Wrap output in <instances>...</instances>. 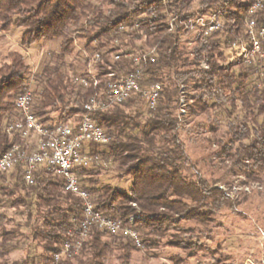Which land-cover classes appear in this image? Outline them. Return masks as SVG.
Segmentation results:
<instances>
[{"label":"clouds","instance_id":"1","mask_svg":"<svg viewBox=\"0 0 264 264\" xmlns=\"http://www.w3.org/2000/svg\"><path fill=\"white\" fill-rule=\"evenodd\" d=\"M123 2L131 10L140 0ZM193 6L205 9L204 14L179 23L168 14L173 25L168 47L150 35L148 53L141 49L137 54L133 48L127 59L109 56L108 49L119 45L123 50L125 36L131 46L137 31L151 33L152 26L141 29L137 24L125 33L124 25L110 15L97 16L98 8L84 20L72 21L74 29H50L32 37L30 44L25 37L23 57L8 55L9 46L20 43L19 33L9 29L15 34L0 55V77L12 72L18 81L8 93L12 107L5 114V131L15 139L0 135V170L12 173L0 183L35 193L50 192L48 181L58 180L69 195L38 210L22 226L23 236L14 221L0 220V255L17 248V256L28 258L29 264H126L116 249L127 240L129 247L147 253L141 244L147 233L132 220L151 211L152 200L162 192L161 212L179 217L193 209L202 217L182 237L195 242L197 264H264V123H255L257 109L264 105V0H199ZM216 9L232 19L220 21L213 15ZM213 21L215 29L207 28ZM102 25L120 39L106 36L85 47L84 41ZM198 30L209 37L214 30L227 35L230 54L209 57V47L193 54L199 44L185 46L176 39L190 38ZM69 37L75 44L65 49ZM173 42L180 47L176 55H170ZM217 59L239 67L221 70ZM69 65L74 75L65 88L61 81ZM110 66L111 73L104 75ZM236 100L242 105L239 111ZM249 122L254 138L245 127ZM209 125L219 131L210 132ZM245 137L248 143L242 142ZM89 160L91 170L77 167ZM97 172L99 178L88 184L85 176ZM173 190L183 192L184 204L173 205ZM57 204L63 207L57 209ZM28 210L25 205V215ZM175 227L182 230L187 222ZM5 228L13 230L15 239L3 235ZM34 231L58 233L59 240H33ZM169 238L167 233L161 236ZM54 242L61 254L44 250ZM180 264H188L187 258Z\"/></svg>","mask_w":264,"mask_h":264},{"label":"trees","instance_id":"2","mask_svg":"<svg viewBox=\"0 0 264 264\" xmlns=\"http://www.w3.org/2000/svg\"><path fill=\"white\" fill-rule=\"evenodd\" d=\"M199 0H169V3H165V0H140L135 8L128 10L126 4L123 0H72L70 3L69 0H0V32L5 34L9 32V29L12 27H18L22 29L20 35V44L23 46L25 37H29L28 43L32 42V37H38L40 34L46 33L48 30H56L58 27L62 29H68L70 26L73 27L72 21L84 20L86 16L89 15L90 10L99 9L97 16L104 17L110 15V19L113 22H119L124 25V32L129 33L131 29L135 28L139 24L141 29H144L146 26H152L151 33L137 31L136 35L131 39L132 49L134 46V41H145L143 45L148 46L147 41L149 36L154 40H158L161 47L169 46V34L173 28V25L169 23V15L173 14L174 21L176 23L186 21L190 18H193L198 15H203L205 9L200 7H194V4H198ZM174 8H179V12L173 13ZM78 12H81V15H77ZM213 15H216L219 20H231L232 17L225 15L221 9H216L213 12ZM139 19H136V18ZM96 17H93L95 20ZM135 20V23L133 21ZM85 23L87 21L85 20ZM180 29L177 28V31ZM118 31V30H117ZM187 29L184 30L185 34ZM230 31V30H229ZM110 36L112 39H120V37L111 32L106 25H102L100 28H97L92 32L88 39L85 42L90 45L93 40L101 39L102 37ZM182 36L177 37V40H182ZM82 38V37H81ZM204 41H207L205 43ZM229 37L227 35H221L217 30L212 32V35L209 37L207 34L202 32H197L192 37L188 39V42H191L192 45L199 44V47H193L192 53L196 54L202 52L205 47H209L210 51L208 53L209 57H224L223 48L228 47ZM68 44H65V49L75 43L71 37H69ZM126 46L128 41L123 42ZM125 46V47H126ZM187 46V44H185ZM124 47V48H125ZM121 48L119 45H115L112 48L108 49V55L112 56ZM125 51V50H124ZM133 51V50H132ZM132 51H128L133 54ZM137 54L140 52L136 49ZM180 52V47L178 43L173 42L171 44V53L170 55H176ZM21 56V54L11 53L9 56ZM127 59V58H126ZM109 65L112 64L111 60L106 61ZM8 67H11V62L7 63ZM217 66L221 70L227 68L229 71H232V63L225 65L217 59ZM111 66L104 71V75L111 73ZM63 71V70H61ZM12 72H6L0 77V100L5 101L0 103V135H3L12 141L15 137L11 136L7 131H5L6 126L8 125L7 121L9 117L5 115L11 110V102L8 93L13 89L18 83L17 80H14ZM22 75V74H20ZM237 75H243L244 79H247V74H242L237 72ZM70 73L67 72V78L62 80L61 83L68 87L71 81ZM239 87V85H237ZM74 90V89H73ZM237 101V100H236ZM234 101V103L236 102ZM240 102V101H239ZM242 106V105H241ZM47 111V109H45ZM257 116H264V105H260L257 109ZM256 116V117H257ZM50 117L46 116L45 121ZM264 123V121H263ZM245 127L249 129L248 135L253 137L255 136L253 126H250L249 123L245 124ZM213 131V128H211ZM216 128H214L215 130ZM244 143H248V138L243 139ZM11 146V144L5 145V151ZM223 148H221V151ZM91 151V150H89ZM115 163V161H113ZM12 176L11 172L1 173L0 178L7 180ZM85 180L90 184L91 177L85 178ZM86 184V187L88 186ZM46 189L51 190L46 192L41 190L40 192L33 193L32 189L25 191L24 188L18 189H8L7 186L3 183H0V202H9L10 206L15 208L17 211L22 208L20 214L25 216L24 223H16L18 226H23L29 221L32 220L34 215H37L38 210H43L48 204H50L54 199L62 200L65 196H68V193L63 191V184L58 180H49ZM17 191L19 194L17 195ZM120 193L123 195L124 190H120ZM174 195L172 197L173 205L184 204L185 200L183 198V192L179 190H173ZM34 199L29 200V196H33ZM164 196L162 192L157 193L154 199L151 202V211H146L143 214H138L140 218L134 219V224L141 227L143 231L147 233V236L142 240L143 244H151V242L156 238H161L163 233H167L171 228H176L175 225L180 221L186 222H203L202 217L199 212L193 209H189L186 213H183L179 217H170V212H161L160 208V199ZM10 198V199H9ZM1 204V203H0ZM134 201L130 203V206H134ZM25 205L29 206L27 214L25 215ZM57 209L63 207V204H57L55 206ZM208 211V210H204ZM0 220H6L7 222H13L14 220L7 216L6 213L0 212ZM171 220V222H169ZM15 222V221H14ZM45 224H49L50 221L45 219ZM127 220L124 221L127 224ZM210 222V219H209ZM195 224V223H194ZM183 233L192 232V228L182 229ZM180 231V230H179ZM3 235L9 237V239H15L13 230L5 228ZM21 235L24 233L21 230ZM31 239L44 240L49 239L52 241L59 240V234L34 231L31 233ZM8 242V241H6ZM124 247L116 249L118 255H121L125 258L126 264H130V258L132 251L136 249L135 245L131 247L128 246V241H123ZM194 241L190 240H176L171 242L170 245H175L183 249L193 250ZM17 248H14L16 250ZM45 251H51L53 253H58L61 248L57 246V243H52L51 245H44ZM7 252L3 255H0V264H29L28 258L10 260L9 255L13 252Z\"/></svg>","mask_w":264,"mask_h":264},{"label":"rangeland","instance_id":"3","mask_svg":"<svg viewBox=\"0 0 264 264\" xmlns=\"http://www.w3.org/2000/svg\"><path fill=\"white\" fill-rule=\"evenodd\" d=\"M221 21V20H220ZM12 29H15V33H19V37L18 40L20 41V35L22 32L21 28L18 27H12ZM8 35L2 34L0 32V55L3 54V49H4V44L11 40L12 35H14L15 33H10L7 32ZM189 37H187L186 35L182 36V40H184V44H191V42H188ZM128 41L127 36H125L123 38V42ZM134 46L136 47V49L138 51H140L141 49H143L144 51H148V46L141 44L139 41H134ZM75 44V43H74ZM85 47L88 46V44L84 41ZM17 48H19V51H17ZM123 50L125 51H132V47L131 46H126L125 48H123ZM133 52V51H132ZM11 53H17V54H21L22 56L25 55V48L20 44H16L15 47H12L11 45L8 48V55ZM230 54L229 53V48L225 47L223 48V56H226ZM228 63H232V69H238L239 65L234 62V61H229ZM68 71L70 73V77L73 78V73L71 72V65H69ZM238 72V71H237ZM241 103L237 100L235 102V108L237 111H239L241 109ZM228 111L232 112L233 108L232 105H228L227 106ZM201 115H203V113H201ZM264 121V116H257L255 123L256 124H261ZM197 123L203 124L206 123V121H201L198 120ZM249 125L252 126V123L249 122ZM213 131H219V129H215L214 130V126L209 125V131L213 132ZM218 151H221V149H219ZM91 165H88L87 167H85V169L91 170ZM104 165L99 164V167H103ZM117 175H119V173H117ZM89 178L91 177V179H98L99 178V172L96 173V176L93 177L91 175H86L85 178ZM120 190H123V188L121 187ZM6 202V201H4ZM22 208H20L19 211H17L15 208L10 206L9 202L6 203H1L0 204V212H4L7 214V216L11 217L15 223H24L25 221V216L21 215ZM36 216V215H34ZM33 216V217H34ZM136 219L140 218L139 215H137L135 217ZM182 222V221H180ZM179 222V223H180ZM187 228H192V231L195 230V224L193 222H187V227H185L184 229ZM21 230L23 231V227H21ZM183 230L178 231L176 228H171L167 234L169 235V239L167 240H163L161 238H156L154 239L151 244L147 245L144 244V248H146L148 251L147 253L143 252L142 249H135L134 251H132L131 254V258H130V264H180V261L184 260L185 258H187L188 264H197L196 261V251L195 250H191V249H183L181 247H177L175 245H170L171 242L174 241H178V240H184L182 237L188 235V233H183ZM186 241V240H185ZM191 241V240H190ZM217 247H221L220 245H218ZM19 251V249L14 250L10 255H9V259L10 260H15V259H20L17 256V252ZM215 251V250H213Z\"/></svg>","mask_w":264,"mask_h":264},{"label":"built area","instance_id":"4","mask_svg":"<svg viewBox=\"0 0 264 264\" xmlns=\"http://www.w3.org/2000/svg\"><path fill=\"white\" fill-rule=\"evenodd\" d=\"M199 16V15H198ZM198 16H195V17H197L198 18ZM194 18V17H193ZM192 18H190V19H188V20H191ZM188 20H186V21H188ZM215 21H213V22H211V23H208L207 24V28H211V29H215ZM195 25L193 24V27H194ZM215 31V30H214ZM197 32H202V31H200V30H198ZM203 34H207V32L206 31H203L202 32ZM247 47V46H246ZM146 54L148 53V51H144ZM139 54V53H138ZM115 56H118V57H124V58H131L132 57V53H130V52H128V51H124V50H119V51H117L115 54H114ZM148 58L150 59V55L148 56ZM113 95H118L119 93H117V92H113L112 93ZM8 127V125L6 126V128ZM31 130V129H30ZM10 134V133H9ZM8 150V149H7ZM6 150V151H7ZM0 160H2V157H0ZM90 164H92V162H91V160H89V164L88 165H90ZM100 164L101 165H104V161L103 160H101V162H100ZM88 165H77V167H80V168H85V167H87ZM1 173H5V172H3L2 170H0V174ZM8 173V172H7ZM63 187H64V185H63ZM134 205V204H133ZM135 219V218H134ZM134 219L132 220V223L134 224ZM124 225H125V231H127V225H128V222H127V224H125L124 223ZM141 244L142 245H144L143 244V242L141 241ZM62 253V250H60L58 253H56V254H61Z\"/></svg>","mask_w":264,"mask_h":264}]
</instances>
